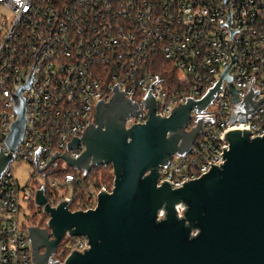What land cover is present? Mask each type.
Listing matches in <instances>:
<instances>
[{"label": "built area", "instance_id": "1", "mask_svg": "<svg viewBox=\"0 0 264 264\" xmlns=\"http://www.w3.org/2000/svg\"><path fill=\"white\" fill-rule=\"evenodd\" d=\"M230 56L234 62L227 76L239 90L236 98L242 102L250 87L258 91L254 102L264 98V0H0L3 155L10 152L4 141L17 119L10 94L25 85L34 64L33 82L20 92L23 136L0 175V264H33L27 228L40 227L30 223L28 212L37 209L47 217L35 204L39 190L51 208L66 202L72 213L94 210L99 193L112 190L113 177L109 188L89 185L76 197V187L88 174L62 159L37 173L34 153L39 147V168L56 153L77 159L82 143L76 150L66 145L94 123L97 103H108L116 84L139 107L125 122L127 129L148 120L142 101L148 90L155 115L168 118L187 98L200 100L230 64ZM230 83L222 79L202 114L191 111L186 130L202 118L199 133L187 153L173 154L159 167L157 186L166 182L179 189L212 166L220 167L223 150L229 149L223 136L233 129L248 130L250 139L264 135V102L247 117L236 115ZM15 163L31 169L24 184L14 176ZM176 211L180 216L182 209ZM86 249L85 238L65 236L52 259L63 264L72 252Z\"/></svg>", "mask_w": 264, "mask_h": 264}, {"label": "water", "instance_id": "2", "mask_svg": "<svg viewBox=\"0 0 264 264\" xmlns=\"http://www.w3.org/2000/svg\"><path fill=\"white\" fill-rule=\"evenodd\" d=\"M230 58L217 83L200 100L187 98L168 118L155 115L148 90L142 100L148 120L127 129L125 122L139 107L116 84L110 101L97 103L94 123L66 145L67 150H76L82 143L84 151L77 159L56 153L39 168L40 147L36 150L37 173L55 159L85 176L94 168L110 166L113 185L110 193H99L94 210L74 213L66 202L51 208L39 190L35 204L42 207L48 221L45 229L27 228L33 264H59L52 257L65 236L85 238L88 249L72 252L63 264H264V135L250 139L248 130L233 129L223 136L229 149L223 150L220 167L212 166L179 189L166 182L157 186L159 167L166 166L173 154L187 153L199 133L202 118L186 130L191 111L202 114L222 79L232 80L227 76L234 62ZM33 68L34 64L25 85L10 94L17 119L4 141L10 152L3 155L0 148V175L23 136L25 103L20 92L33 82ZM238 91L229 84L236 115L247 117L264 102V98L253 101L258 91L251 87L240 102ZM177 207L182 209L180 216Z\"/></svg>", "mask_w": 264, "mask_h": 264}, {"label": "trees", "instance_id": "3", "mask_svg": "<svg viewBox=\"0 0 264 264\" xmlns=\"http://www.w3.org/2000/svg\"><path fill=\"white\" fill-rule=\"evenodd\" d=\"M112 183V170L110 166L94 168L89 172V174L83 179L82 184L76 187V197H80L79 191H84L88 189L89 185H94L96 188H99L102 185L110 187ZM81 192V193H82ZM47 221L46 216H42V220L39 223V227L43 228L45 222ZM63 244L60 245L58 254L63 252ZM67 254V251H65Z\"/></svg>", "mask_w": 264, "mask_h": 264}, {"label": "rangeland", "instance_id": "4", "mask_svg": "<svg viewBox=\"0 0 264 264\" xmlns=\"http://www.w3.org/2000/svg\"><path fill=\"white\" fill-rule=\"evenodd\" d=\"M163 68L164 66L162 65L161 69ZM166 68L168 67L166 66ZM30 171V167L26 164H13L14 176L18 179L20 184H24L27 182L28 174L30 173ZM28 215L32 217L30 223H40L42 220V214L37 209L33 210L32 212H28Z\"/></svg>", "mask_w": 264, "mask_h": 264}, {"label": "flooded vegetation", "instance_id": "5", "mask_svg": "<svg viewBox=\"0 0 264 264\" xmlns=\"http://www.w3.org/2000/svg\"><path fill=\"white\" fill-rule=\"evenodd\" d=\"M41 229H43V228H41ZM42 253V251H40V254Z\"/></svg>", "mask_w": 264, "mask_h": 264}]
</instances>
